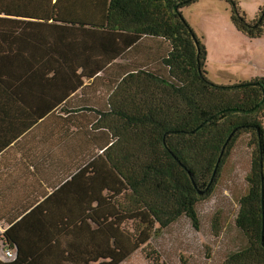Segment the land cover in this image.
<instances>
[{
	"label": "trees",
	"instance_id": "1",
	"mask_svg": "<svg viewBox=\"0 0 264 264\" xmlns=\"http://www.w3.org/2000/svg\"><path fill=\"white\" fill-rule=\"evenodd\" d=\"M187 1L109 0L92 30L51 22L54 0H0V158L38 174L0 201V264H166L159 249L183 221L200 233L219 190L235 214L196 264H264V79L209 81L182 13L200 0ZM219 1L237 31L264 35V6L247 22Z\"/></svg>",
	"mask_w": 264,
	"mask_h": 264
},
{
	"label": "rangeland",
	"instance_id": "2",
	"mask_svg": "<svg viewBox=\"0 0 264 264\" xmlns=\"http://www.w3.org/2000/svg\"><path fill=\"white\" fill-rule=\"evenodd\" d=\"M208 1V0H204ZM203 0L194 4L195 7ZM224 9L221 13L211 3L200 16L191 20L189 27L201 38L206 51V69L210 74L209 81L215 86L232 87L248 78L264 79V35L250 39L233 26L226 6L219 0H214ZM246 21L255 19L264 0H234ZM65 5V0L63 1ZM185 10L182 13L185 15ZM106 20L107 12L102 13ZM264 18V13H261ZM247 78V79H246ZM212 80V81H211ZM264 132V122H263ZM247 148L238 147L233 158V165L237 166V175L243 177L249 168ZM201 232L195 230L186 222L175 227L173 241L164 243L159 249L161 258L165 255L166 264H182L183 260L191 259L193 264L208 263L209 256L215 257L223 247L222 239H216L218 230L232 222L235 214L227 192L217 191L207 198L200 206ZM206 243H208L206 245ZM208 249H211L209 252Z\"/></svg>",
	"mask_w": 264,
	"mask_h": 264
},
{
	"label": "crops",
	"instance_id": "3",
	"mask_svg": "<svg viewBox=\"0 0 264 264\" xmlns=\"http://www.w3.org/2000/svg\"><path fill=\"white\" fill-rule=\"evenodd\" d=\"M63 1L64 0H54L53 2V14L51 22H53L54 24L63 25L69 23L76 26L81 25L86 29L92 30L104 27L106 20L103 19L102 13L107 12V5L109 0H65V5L63 4ZM210 3L212 7H215L219 12L222 13L224 11V8L214 0L204 1V3H200L193 8L191 6L190 8L186 9L185 15L183 14L188 25H190L192 19L200 16L204 11H206ZM146 44L147 45L144 50L154 47L165 48L166 45L162 41H146ZM206 73L207 78L209 79L210 74L208 73L207 69ZM248 79H257V77H251ZM242 82L246 81H241L240 83ZM6 151L1 153L2 156L0 158V201L7 200V193L16 185H18L23 191L32 193L30 186L32 184H35L38 178V174L37 176L32 174L31 163L27 165L29 169L28 171L24 167L26 166L25 162L15 163L14 155L8 154ZM15 167H19L20 171L15 170ZM61 252L62 254L65 253V251ZM52 255H54V253H52ZM0 259L2 260L1 257ZM45 264L56 263L46 262Z\"/></svg>",
	"mask_w": 264,
	"mask_h": 264
},
{
	"label": "water",
	"instance_id": "4",
	"mask_svg": "<svg viewBox=\"0 0 264 264\" xmlns=\"http://www.w3.org/2000/svg\"><path fill=\"white\" fill-rule=\"evenodd\" d=\"M191 1L192 0H189V1L185 2V4H188ZM174 10L177 11V7ZM181 20H183V22H185L183 18H181ZM192 38L194 39V42L197 45V40H196L194 35H192ZM260 156L262 157V153L261 152H260ZM189 176L191 178L190 174H189ZM260 178H261L260 185H261V208H262V234H261V238H262V247H264V174H263V161H262V158L260 159Z\"/></svg>",
	"mask_w": 264,
	"mask_h": 264
},
{
	"label": "flooded vegetation",
	"instance_id": "5",
	"mask_svg": "<svg viewBox=\"0 0 264 264\" xmlns=\"http://www.w3.org/2000/svg\"><path fill=\"white\" fill-rule=\"evenodd\" d=\"M257 25H255V27H256Z\"/></svg>",
	"mask_w": 264,
	"mask_h": 264
}]
</instances>
